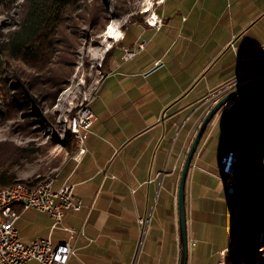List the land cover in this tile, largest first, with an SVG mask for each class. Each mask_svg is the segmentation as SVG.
I'll list each match as a JSON object with an SVG mask.
<instances>
[{"label":"crops","instance_id":"obj_1","mask_svg":"<svg viewBox=\"0 0 264 264\" xmlns=\"http://www.w3.org/2000/svg\"><path fill=\"white\" fill-rule=\"evenodd\" d=\"M167 2L155 6L159 29L133 21L143 30L120 31L114 40L108 70L90 102L94 120L86 152L56 169L53 189L72 184L81 201L79 211L65 212L62 224L83 235L71 239L63 230L50 232L46 213L16 206L20 239L68 243L74 254L67 264H179L177 191L192 138L221 96L264 80V0H173L171 7ZM125 50L135 55L125 60ZM237 107L262 115L263 124L264 88L223 106L192 158L185 184L187 264H216L217 252L228 245L232 195L206 149L212 127L222 118L230 123ZM228 151L233 150L220 158ZM138 217L146 221L143 228Z\"/></svg>","mask_w":264,"mask_h":264},{"label":"rangeland","instance_id":"obj_2","mask_svg":"<svg viewBox=\"0 0 264 264\" xmlns=\"http://www.w3.org/2000/svg\"><path fill=\"white\" fill-rule=\"evenodd\" d=\"M157 1L152 0L148 6L151 12H156ZM172 2L168 0L167 6L171 7ZM146 6L145 0H82L63 16L58 27L49 34L48 40H44L46 50L39 52L37 62L14 61L19 72L25 75L18 81L21 85H17V89H13V80L8 79V75H1L0 100L3 108L0 114V146L8 147L13 152L15 161L11 162V168L20 180L55 179L56 169L61 163L69 157L73 158L82 147V142L76 140L73 132L75 116L80 109L90 106L107 71L109 58L106 53L114 40L120 37V31L138 34L143 30L140 25L130 24L133 21L145 22L149 15V10L144 12ZM26 8L27 0H16L11 5L0 6V42L18 29ZM40 66L47 73L38 71ZM11 99H16V104L20 106L9 112L8 101ZM246 112L241 113L240 107H237L233 110L230 123L222 118L212 127L206 153L213 170L216 164L219 169L220 155L228 148L235 152L237 162L236 156L240 155L244 143L260 131L257 127L263 116H254L251 109ZM253 122L257 125H253ZM67 133H71L75 139L70 151L63 143ZM250 162L255 164L251 168L252 177L256 178L257 184L260 183L258 188L255 186V190L264 198V189H261V182L264 181V153L250 159ZM201 171L208 173L216 182L214 174L203 169ZM234 172L230 179L234 186L232 191L235 190ZM229 194L233 195L234 192ZM60 227L65 226L62 224ZM263 230L264 217L260 221L253 264H260ZM198 237L203 239L202 232L198 233ZM201 247L204 245L201 244ZM212 248L213 244L210 245V252ZM229 249L228 240V245L219 251L220 255L217 252L215 256L218 264L220 261L226 264ZM221 252L224 254L221 255Z\"/></svg>","mask_w":264,"mask_h":264},{"label":"trees","instance_id":"obj_3","mask_svg":"<svg viewBox=\"0 0 264 264\" xmlns=\"http://www.w3.org/2000/svg\"><path fill=\"white\" fill-rule=\"evenodd\" d=\"M15 1L0 0V6H8ZM80 1L82 0H27V8L21 16L18 29L10 32L0 42V77L8 75L10 77L8 79L13 80V89H17L21 85V82L18 81L25 77L24 73L19 72L14 61L37 62L39 52L42 53L46 50L44 40H48L49 34L58 27L63 16ZM108 54H110V50L106 53L109 58ZM38 71L47 73L43 66H40ZM16 103V99L8 101L9 112L15 111L20 106ZM214 117L207 125L204 134ZM259 126L257 130L260 131L247 142L240 155L236 156L235 190L232 195V218L229 233L230 249L226 257V264H241L243 262L244 264H253L256 253L260 221L264 217V198L259 191L255 190V186L257 185L258 188L260 183L257 184L256 178L252 177L251 168H254L255 164L252 165L250 159L264 153V123ZM66 137L63 143L70 151L75 139L71 133H67ZM21 151L24 153L23 150ZM12 156L13 152L8 147L0 146V187L16 183H25L31 187L42 181L41 178L35 181L20 180L11 168V162L15 161ZM261 185V189H264V181L261 182ZM260 243L262 252L259 262L264 264V230Z\"/></svg>","mask_w":264,"mask_h":264},{"label":"built area","instance_id":"obj_4","mask_svg":"<svg viewBox=\"0 0 264 264\" xmlns=\"http://www.w3.org/2000/svg\"><path fill=\"white\" fill-rule=\"evenodd\" d=\"M154 13L149 11L145 22L148 26L157 30L161 26V19L156 13L154 18ZM150 18L153 20L150 21ZM138 48L142 49L143 44H139ZM134 55V51L125 50L124 59H130ZM155 66L157 68L162 66V64L156 62ZM2 108L0 100V114L2 113ZM93 120L94 115L90 106L80 109L75 116L73 132L80 135L82 148L81 151L76 152L73 157L74 160H77V157L82 156L86 152L84 146L85 137ZM234 157L235 153L228 151L221 157L219 162V171L225 176L224 188L227 193H229V178H231ZM111 178H114V176L111 175ZM54 181L55 179L43 183L38 189H25V183L23 185L11 184L8 187L0 188V264H67L70 256L74 254L73 248L68 243L59 242L53 244L49 237L32 242H24L18 236L15 228L19 217L16 206H19L22 210L34 209L46 213L52 220L50 232L61 228L69 233V238L71 239L83 235L82 230L60 227L62 226L65 212L79 211L81 201L74 195L72 184L63 182L57 189H53ZM145 223L144 218H137V224L140 228H143Z\"/></svg>","mask_w":264,"mask_h":264},{"label":"water","instance_id":"obj_5","mask_svg":"<svg viewBox=\"0 0 264 264\" xmlns=\"http://www.w3.org/2000/svg\"><path fill=\"white\" fill-rule=\"evenodd\" d=\"M264 88V80L248 82L229 90L223 96H221L208 112L205 114L197 131L192 139L189 149L186 153L184 162L182 164L178 191H177V208H178V226H179V245H180V259L179 264H187L188 259V239H187V226H186V209H185V184L188 174L189 167L191 165L192 158L196 152L199 142L204 134V131L215 116V114L228 102L233 100L235 97L254 89Z\"/></svg>","mask_w":264,"mask_h":264},{"label":"bare ground","instance_id":"obj_6","mask_svg":"<svg viewBox=\"0 0 264 264\" xmlns=\"http://www.w3.org/2000/svg\"><path fill=\"white\" fill-rule=\"evenodd\" d=\"M145 1H146V3H147V6L145 7V11H144V12L147 13L148 10H149L148 6L151 5V1H152V0H145ZM149 11H150V10H149ZM154 14H155V13H154ZM153 17L155 18V15H153ZM152 20H153V19L150 18V21H152ZM75 137H76V140H77V141H80V143L82 142V141H81V138H80V135H79L78 133H75ZM81 148H82V147L79 148V151H81ZM235 162H236V159H235V157H234V161H233V169L231 170V178H232V176H233ZM231 178H229V193L234 192V191H232V188L234 187V186H233V183L230 182V179H231ZM53 179H54V178H49V179H46V180L40 181L39 183H37L36 185L31 186V187L25 184V189H38V188H40V187L43 185V183L50 182V181H52ZM12 185H23V183H16V184H12ZM4 187H8V186H3V187H0V188H4ZM223 254H224V252H221V255H223ZM223 262H224V261H223ZM220 264H221V261H220Z\"/></svg>","mask_w":264,"mask_h":264}]
</instances>
